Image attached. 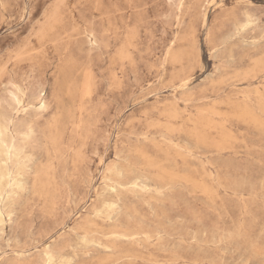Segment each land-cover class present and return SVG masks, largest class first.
<instances>
[{
  "label": "rangeland",
  "instance_id": "rangeland-1",
  "mask_svg": "<svg viewBox=\"0 0 264 264\" xmlns=\"http://www.w3.org/2000/svg\"><path fill=\"white\" fill-rule=\"evenodd\" d=\"M0 123V264H264V0H0Z\"/></svg>",
  "mask_w": 264,
  "mask_h": 264
},
{
  "label": "bare ground",
  "instance_id": "bare-ground-1",
  "mask_svg": "<svg viewBox=\"0 0 264 264\" xmlns=\"http://www.w3.org/2000/svg\"><path fill=\"white\" fill-rule=\"evenodd\" d=\"M129 55V54H128ZM23 91H17L15 93H12V98L16 104H21L23 101L24 96ZM44 106V104L41 102V108ZM40 108V109H41ZM9 127L5 123H0V174L2 177H6L8 180L11 179L12 171L8 166V162L13 157H19V150L16 148V146L8 142L5 138L6 132L8 131ZM29 156V155H28ZM13 184L19 186L17 181H14ZM14 186V185H13ZM110 207L111 204H105V206ZM72 216V215H71ZM0 223H1V212H0ZM83 239V238H82ZM48 259H51V256H47Z\"/></svg>",
  "mask_w": 264,
  "mask_h": 264
}]
</instances>
